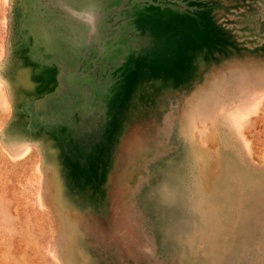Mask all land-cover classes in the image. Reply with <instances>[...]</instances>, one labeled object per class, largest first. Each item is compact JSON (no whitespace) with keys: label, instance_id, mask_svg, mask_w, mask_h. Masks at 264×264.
<instances>
[{"label":"rangeland","instance_id":"1","mask_svg":"<svg viewBox=\"0 0 264 264\" xmlns=\"http://www.w3.org/2000/svg\"><path fill=\"white\" fill-rule=\"evenodd\" d=\"M0 264H264V0H0Z\"/></svg>","mask_w":264,"mask_h":264}]
</instances>
